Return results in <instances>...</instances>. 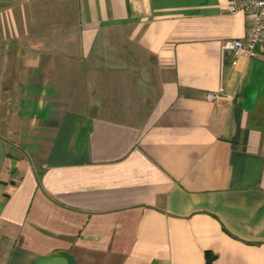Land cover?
I'll return each mask as SVG.
<instances>
[{"label":"crops","instance_id":"1","mask_svg":"<svg viewBox=\"0 0 264 264\" xmlns=\"http://www.w3.org/2000/svg\"><path fill=\"white\" fill-rule=\"evenodd\" d=\"M229 4L0 0V264H264V44L222 50Z\"/></svg>","mask_w":264,"mask_h":264},{"label":"built area","instance_id":"2","mask_svg":"<svg viewBox=\"0 0 264 264\" xmlns=\"http://www.w3.org/2000/svg\"><path fill=\"white\" fill-rule=\"evenodd\" d=\"M228 11L245 14L248 33L245 39L226 40L222 50L234 57L241 55L257 57V49L264 44V0H230ZM218 98V94H207L210 101H217Z\"/></svg>","mask_w":264,"mask_h":264}]
</instances>
